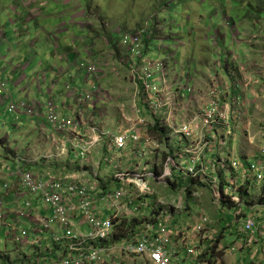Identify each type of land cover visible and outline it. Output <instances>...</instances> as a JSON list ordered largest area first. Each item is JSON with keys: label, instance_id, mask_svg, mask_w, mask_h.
Instances as JSON below:
<instances>
[{"label": "rangeland", "instance_id": "obj_1", "mask_svg": "<svg viewBox=\"0 0 264 264\" xmlns=\"http://www.w3.org/2000/svg\"><path fill=\"white\" fill-rule=\"evenodd\" d=\"M248 2L249 0H171V7L167 8L165 5L163 7L161 6L164 3V0H0V82L7 80V86L5 87L6 91L3 93V96L5 94L9 95L10 92L13 93L8 99H4V102H2L3 96L0 93V102H2L0 105V149L1 144L6 143V148H11L13 150L18 149V154H20L21 157H24L28 147H39L40 152L43 153L49 148L50 143H47L46 147L41 144L42 133L36 127V115H23L17 113L16 111L9 112L8 107L10 106L12 99L15 103H19L23 100L29 102L31 99H38L41 103H44L50 97L47 95L46 89L45 96L40 95L36 84L33 87L25 89L22 95L14 96V92L12 91L13 81L19 79L22 76V72L14 74L13 69L28 62L27 60H20L23 53H26V57L32 54V56L29 57L34 59V61L31 62L24 70L29 79L34 78L35 73H41L44 70L41 65H38L42 59L41 55H48L50 58V64L54 65L55 60L53 58V54L54 51H57L54 48V44L57 41L60 43L58 40L60 38L63 41L66 40V43L71 45V36L73 35V31L76 33L75 25L82 23L78 17H73L74 14L80 10L79 5H81L82 9L86 11L92 8L94 16L99 22H96L98 25L96 26L94 33L86 31L76 34V36H82V38L84 37V43L81 41L82 38L74 41L72 44L73 47L71 48L72 52H75L73 50L75 48H77L78 53H80L83 48H89L90 50H93L95 54V58L90 60H86V55H82L81 59L83 60L77 63L78 65L76 64L78 67L81 63H89L94 64L98 70H105V68L99 67L101 65L99 62L101 58L107 57L106 54L110 50V45L107 46L106 43L104 44L103 40L109 42L114 40L113 43L115 44L114 46L112 45L113 48H116L117 43H119L121 45L119 46L126 51L127 43L123 40V32H140L138 31V28H140V30L142 29V32H145V28L150 30V27L153 25L152 18L155 14H158V21L161 22L159 25L160 33H156L149 40H146V38L144 39L143 46H146L144 58L153 62H164L170 70H174L169 77V86L172 85L176 89V80L173 82L171 81L172 77L175 75H178V77L180 75L185 77L188 73H190V75L194 78L195 64L193 63V60L199 62L201 54L210 57V59L206 60L207 65H201L203 72L207 75L215 74L217 72L219 75L223 76H225V71L223 68L218 67V65L220 66L226 62L232 64L233 56L235 55L236 59L239 60L237 63L241 64L243 74L250 77L253 84L256 81H259L260 84L258 86L252 85L255 87L252 88L254 94L247 95L249 102H247L248 112L246 115L249 119L248 122L250 123V127L245 125L248 128L240 127L237 129L240 140H236L232 145V147L235 148L233 149V153L235 152L236 154H241L242 156L249 157V160L256 161L254 154L256 152L258 154L260 144H262L260 139L257 141L259 138L258 136H261L264 141V31L258 30L255 27L260 29L264 28V15L258 16L259 14L257 11H253L251 14L256 17L258 16V18L255 20L254 24L252 21H249ZM224 10L227 13L223 14L224 18L230 17L235 21L234 28L237 32L235 33V36L232 34L230 28L224 25L223 15L221 14ZM83 21H86V18H83ZM102 21L105 22V25ZM101 23L103 25H101ZM77 27L78 26H76V28ZM125 27L127 30L124 31ZM67 28L69 31H64ZM117 28H121L122 33L118 32ZM133 29L137 30L135 31ZM253 30H255V35L252 38L249 34H252ZM242 31L244 33L239 35ZM52 33L57 39L55 38L54 40V37L51 36L52 40H50V42H53L51 44L49 43L48 35H51ZM39 37H41L40 42ZM249 37H251L250 40H248ZM109 38L111 40H109ZM7 39L9 40L12 52L8 51ZM33 42L34 45H31ZM92 44L94 47H92ZM100 46H102L101 52H98ZM203 47L208 48V50H203ZM65 48L66 44L63 45L60 52H62ZM103 49H105V51H103ZM29 57H27V59ZM188 59H190V63H188ZM74 69V73L76 74L77 67H74ZM80 69L79 71L81 74L79 77L76 78L75 74L71 77L74 78V83L77 84L78 78H82V81L84 80L85 74L82 72L83 70ZM60 76L58 75V77H52L51 75H48V77L55 82L54 88L51 92V94L55 97V103L58 102L56 101L58 97L67 96V93L70 92L66 85L69 84L71 86V78H61ZM238 79H241L239 75ZM104 82L105 81L101 82L103 87L106 86ZM179 83L180 80L177 81V85H179ZM223 83L225 87H229V89L233 91L232 83L227 81H223ZM26 84L27 82H25V85ZM205 84L206 83L203 82V85L196 88L201 100L203 99V101H206L208 97L206 96V90L211 85V79H209L207 86H205ZM85 86L86 87L83 89L90 92V90H93V87L97 86V84L94 81H91ZM190 86L195 87L193 81L190 83ZM71 88L73 87L71 86ZM184 88L181 87L179 91L180 95H186V97L179 96V102L175 103L172 107V113L175 114L173 117V123L168 125L166 122V116L168 115L163 113L164 116L158 119L159 126L161 124V120H164L165 126H162L163 128H180L182 124L187 123H192V128H197V122L194 117L196 109L199 105H201L198 104L201 100H199L198 97L192 96L187 99L189 91ZM240 89L243 90L242 85H240ZM127 90L129 92V96L126 97L121 95L124 101H122V99L120 101H122L123 106L125 107L123 109L124 112L127 113L129 117L121 116L118 117V119L121 120L116 121L117 123L120 122V124L121 121H123V124L126 126L134 117L131 106L136 105V101L132 95L135 91H133L131 87ZM127 90L124 88L119 89L121 93H124ZM113 91H115V95H118V90ZM26 92L29 93V100L25 97ZM244 94L246 95L245 92ZM183 107L186 108L185 111L181 109ZM10 114L13 115L14 119L9 117ZM19 115L26 116V120H24V122L21 120L15 121ZM169 116L171 117V114H169ZM134 119L138 120V117H134ZM146 123L154 124L152 118L146 117L143 119V123L138 126L146 128V126H148ZM10 125H13L14 128H11ZM109 127L114 126L109 124ZM50 129L57 136L62 135L63 138L66 139V133L56 132L53 128ZM170 133H172L170 129H165L164 136L166 137L161 140L162 142L158 141V143H164L168 145L166 147L174 148L176 150L182 148L181 145L177 144L180 142V135H176L174 137L175 143H173L174 138L169 135ZM252 136L253 139L251 141ZM103 145V143L100 144V146L97 147V151H95V148L91 149L86 159H81L79 155H76V151L73 150V154L69 159L71 162H68L66 159L61 163L55 162L54 158L49 160L52 162L48 164V168H46L45 171L42 170V179L46 180L48 176L62 178L64 176L71 175L74 171H76L79 173L88 172L85 174V177H89L91 175H98V177H101L102 179L110 177V183L115 184L111 176L115 171L114 164L116 162L112 164L101 162L103 161V155L106 153ZM163 147L165 146L150 145L148 146V149L156 150ZM129 148L123 150L118 155H115L113 159L119 158L126 152L128 153ZM56 150L55 146V150L52 153ZM69 151V148H67V152L64 153V156H69ZM0 154L1 156H4L5 150H2ZM65 158H67V156H65ZM128 158L129 155L123 158L122 161L124 163H122V161L120 162L124 167L130 166V164L127 163ZM164 161H162V164ZM145 163L149 166L159 164V162H155L150 159ZM131 164L139 165L144 164V162ZM162 164L161 168H163ZM3 165L4 163L0 161V170ZM49 168L52 169L49 170ZM8 170H11V168L9 167ZM16 170L17 166H15V170L9 172L13 173ZM156 181L165 185L153 182V185L156 188L155 191L162 193L163 195L166 193L165 190L170 191L174 187L170 186L171 183L169 181H160L159 178H157ZM249 189L250 192L254 190L253 188ZM128 190L132 191L133 189L129 186ZM2 192V189H0V193ZM257 195V193H251L253 198H256ZM31 199L32 201L37 200L35 208L40 213L43 212L47 215L44 216L40 214V216L46 218L52 216V209L50 207L45 205L35 196H31ZM209 204L212 205L214 203L212 201ZM211 211L216 212L214 206H212ZM186 212L187 210L184 209L179 211L178 213H182L185 216L182 215L180 221L178 220L179 217H175V222L183 223V220L189 216ZM111 214L112 211L108 210L107 215L104 216V218L106 219L110 217ZM21 223L20 224L22 226L20 224L18 226L22 229H31L33 227V225L25 219L22 220ZM155 225L156 222L154 226ZM54 228L55 231H60L58 226H55ZM81 228L82 232L85 234H87L90 229L87 224L83 225ZM52 231L53 229L48 230L41 243L38 241L34 244H30L36 247V255L35 257H30L31 261L34 262L39 257L43 258V256H39V250L43 251L48 247L53 248L51 253L58 255L62 254L63 245L61 247H57L51 238H49L52 235ZM234 231L235 229H233V233L227 234V242L236 241ZM6 239L7 237L5 234L0 232V251H5L8 255H0L1 263L18 264L22 262V260L21 262L19 260L25 255H34V249L28 248L27 254L22 256L21 253H23L22 249L25 244L17 247L13 240ZM176 239H178V236H176ZM37 240L39 239H36L33 234L31 239H29L31 242H35ZM176 247L181 253L185 248H182V245L180 244ZM220 253L221 252H219L218 255ZM236 254L239 255V251H237ZM185 255L186 248L184 256ZM261 255L263 254L261 253L260 257ZM220 257H222V255H220ZM49 258L51 259L52 256L50 255L47 260H49ZM192 261L193 258H187V263H191ZM242 261L240 260L239 262ZM255 261H258L257 264H264V257L259 260L257 258ZM212 262L214 263V260H212Z\"/></svg>", "mask_w": 264, "mask_h": 264}, {"label": "built area", "instance_id": "obj_2", "mask_svg": "<svg viewBox=\"0 0 264 264\" xmlns=\"http://www.w3.org/2000/svg\"><path fill=\"white\" fill-rule=\"evenodd\" d=\"M131 42L134 47L130 52L134 56H139L140 52L136 49L137 37H132ZM81 67L88 74L98 75L100 72L94 64H82ZM161 70V64L143 61L139 66V79L144 91L143 100L145 104L158 119L164 116L163 113L168 115L166 122L170 125L173 123L175 115L172 113V107L178 101V96L182 95L174 92L165 83L158 84L155 75L162 72ZM5 86V82L0 83V92H3ZM93 88L99 89V87ZM185 88L189 91L190 97L199 96L195 87L186 85ZM227 88L229 89V87L224 86L223 82L213 80L206 90V96H208L206 101L201 100L200 96L198 97L201 100L198 104L201 105L196 109L194 117L197 128H192V123L182 124L180 128H166V130L172 131L169 135H180L179 143L184 141L186 145L166 157L162 164L164 169L159 175H156L152 169H159V164L147 165L144 171L137 172L138 165L124 167L115 161L112 179L118 184L114 187L105 188L106 179L100 180L97 175L88 178L85 177V173L74 171L73 174L62 178L48 176L46 180H43L41 175H34L29 171H18L16 174L19 176L22 190L26 194L40 198L45 205L52 209V216L46 218L37 215L31 210V203L26 202L25 208L18 207L15 215L19 220H27L33 227L22 229L16 224L9 223V212L3 210L0 201V231H8L7 237L10 236L9 239L13 240L18 247L27 243L38 242L39 240L29 241L32 234L36 239H43L48 230L53 229L51 240L57 247L63 245L61 255L54 254V257L49 258V260H47V256L39 257L34 262L24 256L19 260L22 262L18 264H213L212 260H214V264H218L221 259L220 255L223 256L224 252H236L241 249L243 246L240 245L239 241L245 244L246 238H250L249 234L257 227V218L255 217L244 219L243 226L236 231V234L237 232L239 234H237L239 241L234 242H227L222 232L214 231L208 223V217L203 215L200 219H194L190 226L187 224L183 226V223L177 225L174 231L175 217L172 213L173 216L158 219L155 234H153L151 224L147 223L140 234L129 241L122 242L119 247L111 242L112 237L110 236L113 218L126 211L125 208L128 206L134 209L139 207L135 203V198L147 192V186L142 184L146 176L159 178L160 181H169L170 186H173V183L181 182L180 184L186 193H190L191 188L214 182L208 166L201 162L202 158L206 150L216 147V145L219 146V144L224 145L216 140L215 130L222 127L226 134H231L230 124L233 117L240 114L242 108L241 96L226 95L230 101L223 96ZM91 95V93L79 94L77 98L80 101L88 100ZM45 105L47 109L45 119L48 125L56 132L66 133V138L70 132L74 135V137L72 136L73 149L76 150V155H79L81 159L88 157L90 150L101 142L100 139L106 142L107 147L101 162L108 164L114 163V161L112 162L113 157L129 148V145L133 151L136 150L142 155V148L145 146L148 148V145L153 141H160L150 132L149 128L138 126L143 123L145 118L142 116L140 106L137 105L134 106L133 112L138 120L134 119L133 126L129 128H121L120 126V128L108 130L93 126L90 128L92 134L89 138L86 137V128H84L83 123H80L78 119L62 116L57 111L52 99L47 100ZM38 109L25 100L19 103L11 102L8 107L9 111H22L28 115H38L40 113V109ZM181 109L186 110L184 107ZM160 126H165L164 120H161ZM252 139L253 136L251 141ZM55 146L57 152L51 156L59 158L67 152L66 141L55 143ZM258 155L264 156V146H261ZM234 156L228 159L225 155L222 163L229 161L230 168L235 169L241 175L232 174L230 179L220 183L218 186L219 196L222 199H237L235 196L238 192L237 181L246 177V170L244 172L238 170L240 157ZM248 167L251 170L262 168L257 163H252ZM128 182L134 183L136 190L129 191ZM182 207V203L179 201L175 213L181 211ZM108 210L112 211V216L105 219L104 216ZM77 212L82 215L80 223L87 222L90 228L87 234L83 233L79 225H75L73 222ZM55 226H58L61 232L55 231ZM175 235L180 239L182 246L186 247L185 256H181L179 249L174 245L176 244ZM202 240H204L203 243ZM248 242H251L250 239ZM52 249L48 247L44 252L50 253ZM219 252H221L220 255H218ZM187 258H193V261L187 263Z\"/></svg>", "mask_w": 264, "mask_h": 264}, {"label": "crops", "instance_id": "obj_3", "mask_svg": "<svg viewBox=\"0 0 264 264\" xmlns=\"http://www.w3.org/2000/svg\"><path fill=\"white\" fill-rule=\"evenodd\" d=\"M80 10L74 14L73 17H78L79 20L82 21V23L75 25L76 33L73 31V35L71 36L72 43L71 45L69 43H66V40L63 41L60 38L58 39L60 43L55 42L54 48L57 51H54L53 58L55 60V64L52 65L50 64L49 56L47 55H41L42 59L38 65H41L44 70L41 73H35L34 78L29 79L26 72L24 70L30 65L31 62L34 61L33 58L29 57L32 56L29 55L27 59L26 53H23V55L20 57V60H27L28 62L24 65H19L17 68L13 69L14 74L17 72H22V76L13 81V89L12 91L14 92V96L17 95H22L24 90L33 87L35 84L37 85L38 92L40 95L45 96V89L47 92V95L51 97L53 100H55V97L51 94L53 88H54V83L53 80H51L48 75L57 76L58 75L61 78H67L70 79L74 73V67H77V72H76V78L79 77L81 74L79 71V67L77 66L81 59L82 55H86V60L94 59L95 54L93 50H90L89 48H83L80 53H78L77 48L73 49L75 52H72V44L74 41L78 40L79 38H82V36H76V34L81 33V32H86L90 31L93 32L95 31L96 26L98 25L96 22H99L98 19L94 16V11L89 9L88 11L82 9V6L79 5ZM60 18V16H59ZM83 18H86V21H83ZM72 23V22H71ZM103 24H105L104 21H102ZM101 23V25H103ZM76 26H78L76 28ZM258 30H263L255 27ZM64 31H69L68 28ZM255 32V30H254ZM51 36L54 37L53 33L51 35H48L49 43L50 40H52ZM39 37V42L41 41ZM84 38V37H83ZM83 38L81 41L83 42ZM57 39V38H56ZM99 39V38H98ZM101 39V38H100ZM109 40H111L109 38ZM7 48L9 52H12V49L10 48L9 45V40L7 39ZM104 44L106 43L107 46L110 45V50L107 52V57L101 58L100 60V68H105V70H101L99 72V75H87L85 73L86 71L83 70L82 72L85 74L84 75V80L82 81V78H78V84L74 83V78H71V86L68 84L66 87L70 90V92L67 93V96H60L56 97L58 102H56V107L61 114L67 118H73V119H78L80 123H83L84 128H86V137L89 138L92 134L90 131V128L93 126H96L97 128H105V130L110 129L109 124H112V126L118 127L119 123L116 121L121 120L118 119V117L121 116H128L127 113L124 112V106L122 101L123 98L121 95H124L126 97L129 96V92L127 89L130 87L135 91L132 93L133 97L135 100L136 96V91L138 90V85H137V77L135 76L136 70V64H135V59L132 57L124 58V53L125 50L120 47L121 45L117 43L116 48H113L112 45L114 46L115 43L114 40L109 42L103 40ZM53 43V42H52ZM51 43V44H52ZM84 43V42H83ZM66 44V48L60 52V49L63 47V45ZM120 46H119V45ZM34 45V42L31 44ZM92 47L93 44H92ZM102 46L99 47L98 52H101ZM203 50H208V48L203 47ZM105 51V49H103ZM262 53V51H261ZM210 59L209 56L201 54V59L199 62H196L194 70H196L197 73H195L194 78L192 77L193 84L195 85V88L199 87L200 85H203V82L206 83L205 86H207V83L209 82V79L211 78V74H205L203 72V69H201V65H207L206 60ZM77 64V65H76ZM84 63H81L82 65ZM221 64V63H220ZM219 66V65H218ZM221 68L224 69L225 71V76L228 78V70L232 71L234 68H237L236 64H228L227 62L225 64L220 65ZM81 70V69H80ZM174 72V70H170L168 68L167 71V78L169 80L170 75ZM43 73V74H42ZM182 74V73H181ZM190 73H188L187 76H179L175 75L172 77V80H176V88H179V86L182 83H185V81L189 78ZM75 78V79H76ZM180 80L179 85H177V81ZM91 81H94L97 84V87H100L98 90H90V93H92L91 97L89 100H83L82 102L75 96L77 94H81V92L85 93L87 90L83 89L86 87L85 85H88ZM105 81V87L101 85V82ZM122 81V82H121ZM25 82L27 84L25 85ZM108 86V87H107ZM95 87V86H94ZM120 88H124L127 90L124 93H121L119 91ZM255 88V87H253ZM206 89V88H205ZM113 90H118V95H115ZM233 93L232 90H229L227 88L225 92L226 99L230 101V99L227 96H231ZM246 95L243 100L246 102H249V99H247V95L249 94H254L253 89L249 88L245 91ZM12 92L8 95L9 97L12 96ZM29 93L26 92L25 97L26 99L29 100L28 98ZM227 95V96H226ZM53 96V97H52ZM199 97V96H197ZM42 98V97H41ZM23 99V98H22ZM122 99V101H120ZM3 100V99H2ZM19 100V99H18ZM242 100V101H243ZM32 102V104L40 109V113L36 115L37 120H36V127L39 129V131L42 133V141L41 144L42 146H47V143H50L49 148L46 150V152H40V148L38 147H28L26 150V154L24 157H21L20 154H18V149H11V148H6V143L1 144V149L5 150L4 156H1L0 154V161L4 163L2 166V169L0 170V189H2V193H0V198L3 199L4 202V207L7 211H9V222L11 224H20L22 220L19 221V219L16 218L15 211L13 209L16 208L18 205L16 198L19 196L20 203H23V206H25L23 201L30 200L31 201V210H34V213L37 215H44L43 212L40 213L36 208L35 204L37 200L31 199V197L24 195V194H19L21 192V187L19 184V179L15 174L10 173L9 171L15 170V166L17 168H26L31 170L33 173L37 175H42L43 172L42 170L45 171L46 168H48V164L52 161H46L44 160V156L47 155V153H52L55 150V143H59L62 141H66V146L69 148V156L65 158L64 154L61 155L58 159H54L55 162H62L63 160H67L68 162H71L70 157L72 156L73 152V142H72V136L74 135L70 132V135L64 140L63 136H57L54 134V132L51 131V129L46 125L45 119H44V114L46 112V106L45 102L41 103L40 100L38 99H31L29 100ZM190 101V100H188ZM3 102V101H2ZM0 102V105L2 104ZM194 102V101H192ZM141 105L142 102H140ZM135 106V105H134ZM134 106H131L132 109H134ZM146 107L143 106L144 114L147 115L149 113L148 109L145 110ZM38 109V110H39ZM131 109V110H132ZM19 114L27 115L24 114L23 112H18ZM182 112V111H181ZM247 107L244 106L240 110V114L237 115L236 117H233V120L230 124V128H232V133L231 134H226L225 131L221 126L217 130H215L216 135L215 138L218 142L223 143L224 145L221 146L222 144H219V146L216 145V147L210 148L205 151V155L202 158V163L208 166V169L210 171L211 176L213 177L214 182L211 184H202L201 186L191 188L190 193H186L185 190H183L181 186V182L176 183V187H173L172 190L167 191L165 190V194L163 195L162 193H159L155 191V187L153 185V182H157L155 178L152 177H147L144 178L142 184L144 186H147V192L144 194L140 195L139 197L135 198V203L140 207L141 211L148 217H153V218H166L170 217V215H174V217H179V221L182 218V213H175V209L177 206V203L181 201L182 203V209L187 210L186 214H189V216L183 220V226L186 224L188 226L193 224V220L197 218H201V215L207 216L208 217V223L210 227L214 231H218V233L222 232V235L224 238H226L227 234L233 233V229H235L234 234L236 235V240H238V232L236 234V231L239 227L243 226V221L246 217H255L257 218V227L254 229L253 232L249 234L250 238H246L245 244H243L241 241H239L240 245L243 247L239 249V255L236 254V252H224V255L220 259V263L218 264H257L258 261H255L257 258L258 260L264 257V156H259L257 152L254 154V158L256 161L249 160V157L242 156L241 154H236L235 152L233 153L234 147L232 145L236 140H240L239 136L237 133V129L240 127L243 128H248L245 125H247L246 122H248V117H247ZM23 115L17 116V119L15 121H22L24 122L25 117ZM135 115V114H134ZM5 116V115H4ZM34 116V115H33ZM9 117L11 119L13 118V115L10 114ZM35 118V117H34ZM6 120V119H4ZM128 120V119H127ZM129 121V120H128ZM131 122L125 127L121 126V128H129V126L134 125V117L133 119L130 120ZM151 122V121H149ZM8 123V121H7ZM16 124V122H15ZM11 128H14L13 125H10ZM216 127V128H217ZM71 128V127H70ZM152 128H149L150 132ZM166 128H164L165 130ZM156 136V135H155ZM154 136V137H155ZM171 136V135H170ZM158 139H160L159 142H162L166 136H156ZM175 137V136H171ZM259 138L257 141L260 139L262 144L261 146H264V141L261 138V136H258ZM172 138V139H173ZM101 142L95 147V151H97V147L100 146V144H104L103 146L106 149V142L102 139H100ZM171 140V139H170ZM180 141V140H179ZM173 143H175V138L173 139ZM70 144V147H69ZM146 144V143H145ZM159 145V146H165L160 149H148L147 146L142 148L143 153L140 155L136 150L133 151L132 148H129V152L125 153L124 155L120 156L117 159H113L112 162H121L125 156L129 155V158L127 159V163L130 164V166L135 165L131 163H139V162H144V164H140L137 166L136 171L141 172L146 169L145 166L148 164L145 163L147 160H152L155 162H159V169L152 168L155 171V174L159 175L162 173L163 168H161L162 161L166 159L168 155L174 154L176 149L166 147L168 145L164 143H158L156 141H153L150 145ZM178 145H181L183 148L186 145V142L182 141L181 143H177ZM148 145V146H150ZM131 147V145H129ZM57 152V150L55 151ZM55 152L53 154H55ZM169 153V154H168ZM225 155L229 159L230 157H240V164L238 166V170L240 172H244L246 170V177L242 178L241 180L237 181V186H238V192H236L235 196L237 199H222L219 196V185L220 183L226 182L228 179L231 178L232 174L234 175H241V173L236 172V170H232L229 166V161L222 163L223 158H225ZM187 159V158H186ZM48 162V163H47ZM122 163H124L122 161ZM252 163H257L260 164L262 168L260 170H251L249 169V165ZM15 164V166H14ZM120 165H122L120 163ZM123 166V165H122ZM127 166V167H130ZM11 168V170H8V168ZM52 168H49V170ZM54 170V169H53ZM84 172V171H83ZM85 173V172H84ZM86 172L85 174H87ZM178 173V172H176ZM94 176V175H93ZM92 178V175L89 176ZM88 177V178H89ZM221 181V182H220ZM224 181V182H223ZM116 186L118 184L117 181H114ZM189 182V180H187ZM160 184H163L161 182H157ZM113 184V183H112ZM164 185V184H163ZM105 188L107 185H105ZM128 186H131V188L136 190L135 184L132 182H128ZM165 186V185H164ZM253 188L254 190L252 192L257 193L258 195L256 198H253L251 196L250 189ZM197 189V190H196ZM250 192V193H249ZM146 199V200H145ZM256 199V200H254ZM23 200V201H22ZM214 204H209L212 201ZM224 200V201H222ZM146 201V202H145ZM10 203V204H9ZM17 203V204H16ZM212 206H214L216 212L211 211ZM170 210V211H168ZM130 212V209H128ZM140 213L141 216H144L143 213L137 211ZM172 213V214H171ZM172 215V216H173ZM214 215V217H213ZM185 216V215H183ZM239 216V217H238ZM82 219V215L80 212H77L76 217L74 219V224L79 225L81 228L84 223H80V220ZM181 224V222H175V226ZM82 229V228H81ZM0 232H3L5 236L7 237V232L6 230H2ZM61 232V231H58ZM224 233V234H223ZM51 238V236L49 237ZM9 239V237H7ZM6 239V240H7ZM248 239H250L251 242H248ZM43 240L40 238L39 242L41 243ZM176 241V238H175ZM204 240H202V243ZM177 243L182 245L180 239H177ZM63 244V243H62ZM177 246V244H174ZM119 247V246H117ZM26 248V250H25ZM28 248H33L34 249V255L30 254V256H27V249ZM184 248V246H182ZM186 248V247H185ZM185 248L183 249L182 253L179 250V254L181 256H184L185 254ZM25 250V251H24ZM36 247L32 246L30 244H27L23 247L21 255H25V257H35ZM53 250V249H52ZM39 256H47L48 258L50 255L54 257L53 253H45V250H39ZM261 255L260 257V254ZM0 255H7L5 251H0ZM260 257V258H259ZM239 258V259H238ZM242 262H239V261Z\"/></svg>", "mask_w": 264, "mask_h": 264}, {"label": "clouds", "instance_id": "obj_4", "mask_svg": "<svg viewBox=\"0 0 264 264\" xmlns=\"http://www.w3.org/2000/svg\"><path fill=\"white\" fill-rule=\"evenodd\" d=\"M170 1L171 0H164V3L161 5L162 7L165 5H167V4H170ZM222 8V7H221ZM249 11V10H248ZM255 11V10H254ZM159 12V11H158ZM253 11H249V21H252L253 22V24H254V22H255V20L258 18V16H261V15H264V12H262V11H258L257 13L259 14L257 17L255 16V15H253V14H251ZM224 13H226V11L224 10L221 14L223 15ZM227 14V13H226ZM252 16V17H251ZM200 17H201V15H200ZM229 18V19H228ZM228 18H224V15H223V21H224V25H226V26H228L229 28H230V30H231V32H232V34L235 36L236 34L235 33H237L236 32V30H235V28H234V24H235V21L232 19V18H230V17H228ZM152 20H153V25L150 27V30L149 29H147V28H145V32H142V29L140 30V28H138L139 30L138 31H140V32H134V31H132V32H134V33H131V32H123V40L127 43V49H126V51H125V53H124V58H128V57H132L133 59H135V64H136V72H135V76L137 77V85H138V90L136 91V96H135V98L137 99V100H135L136 101V105L137 106H140V108H141V113H142V116L144 117V118H146V117H150V118H152L153 119V122H154V124H155V121H157L158 122V124H159V120H158V118L153 114V112L149 109V107L145 104V102H144V100H143V95H144V91H143V89H142V83H141V80L139 79V66H140V64L143 62V61H145L146 63L147 62H151V63H158V64H161L162 65V72H160L159 74H157V75H155V79L158 81V84H161V83H165L167 86H169L168 85V78H167V71H168V67H167V64L166 63H164V62H153V61H149V60H147L146 58H144V53H145V48H146V46L144 47L143 46V41H144V39L146 38V40H149L152 36H154L156 33H160V30H159V25L161 24V22L160 21H158V14H155L154 16H153V18H152ZM105 25V24H104ZM258 26V25H257ZM262 29V28H261ZM125 30H127V28L125 27L124 28V31ZM133 30H137V29H133ZM117 31L118 32H121V28H117ZM262 31H264V28H263V30ZM122 33V32H121ZM239 33V32H238ZM244 32L242 31V32H240L239 33V35L240 34H243ZM255 32H254V30H253V33L252 34H249V35H251V37L253 38L254 37V34ZM137 37V42H136V44H137V50H139V52H140V54H139V56H134V54H132L131 52H130V50L134 47L133 46V44H132V42H131V38L132 37ZM127 37V38H126ZM251 37H249V39L248 40H250V38ZM241 43H242V41H241ZM119 45V44H118ZM239 60L238 59H236V57H235V55L233 56V62H232V64H236L237 65V68H234L232 71H230V70H228V78L226 77H223V75H219L217 72L215 73V74H211L210 75V79H211V83L213 82V80H218V81H221V82H223V81H227V82H229V83H232L233 84V96H237V95H239V96H241V98H242V100H243V98H244V92L248 89V87L249 88H253V86L252 85H255V86H258L259 84H260V82L259 81H256L254 84H253V81H252V79L250 78V77H247V76H245L244 74H243V72H242V70H241V64H239V63H237ZM188 63H190V59H188ZM193 63L194 64H196V61L195 60H193ZM228 63V62H227ZM84 64H89V63H84ZM229 64V63H228ZM195 67V66H194ZM218 67H220V66H218ZM80 68L81 69H83L82 67H81V65H80ZM221 68V67H220ZM98 69V68H97ZM83 70H85V69H83ZM86 71V70H85ZM100 72H101V70H100ZM194 72L195 73H197L196 72V70H194ZM86 73H87V71H86ZM87 75L89 76V75H92V74H88L87 73ZM238 75H239V77H241V79H238ZM172 82L174 81V80H171ZM1 82H5L6 83V86H7V80H3V81H1ZM0 82V83H1ZM192 82V76L190 75L189 76V78L185 81V83H182L179 87L181 88H184V87H186V85H189L190 86V83ZM257 84V85H256ZM240 85H242L243 86V90H241L240 89ZM5 86V87H6ZM5 87H4V90H3V92H0L1 93V95L3 96V93L6 91V89H5ZM95 87H97V86H95ZM169 87H171V89L174 91V92H178V94L180 95V91H179V89L180 88H176L175 89V87H173L172 85L171 86H169ZM191 87V86H190ZM257 88V87H256ZM99 89H100V87H99ZM184 89H186V88H184ZM93 90H95L94 88H93ZM98 90V89H97ZM230 90V89H229ZM237 90H238V92H237ZM85 93H90L89 91H86ZM85 93H83V92H81V94H85ZM260 93V92H259ZM80 94V95H81ZM92 94V93H91ZM79 94H77V95H75L76 97L78 96ZM231 95V96H232ZM182 96H185L186 97V95H182ZM179 97V96H178ZM190 97V96H189ZM9 98V96L7 95V94H5L3 97H2V101L4 102V99H8ZM49 99H52L51 97L49 98ZM48 99V100H49ZM53 100V99H52ZM89 100V99H88ZM47 101V100H46ZM12 102H14L13 101V99H12ZM53 102H54V104H56L55 103V101L53 100ZM82 102V101H81ZM140 102H142V104H144V105H141V103ZM177 102H179V100L177 101ZM176 102V103H177ZM29 103L30 104H32V102L31 101H29ZM46 103V102H45ZM183 103V102H182ZM243 103H244V106H246L247 107V102L245 101V100H243L242 101V107H243ZM135 105V106H136ZM46 106V105H45ZM56 106V105H55ZM143 106L144 107H146L145 108V110H147L148 109V111H149V113L147 114V115H145L144 113V110H143ZM56 109H57V107H56ZM242 109V108H241ZM47 110V109H46ZM57 111H58V109H57ZM9 112H13V111H9ZM22 112V111H21ZM59 112V111H58ZM24 113V112H23ZM60 114H61V112H59ZM132 113H133V115H134V112H133V109H132ZM34 115H36V114H34ZM62 115V114H61ZM31 116H33V115H31ZM63 116V115H62ZM65 117V116H64ZM134 117H136V115H134ZM44 119H45V114H44ZM45 122H46V125L49 127V128H52L50 125H48V123H47V121H46V119H45ZM119 123V125H118V127H115V128H120V126H125L126 127V125H124L123 124V121H121V124H120V122H118ZM148 124V123H147ZM154 124H148V126H146V128H151ZM131 126V125H130ZM129 126V127H130ZM247 126H249L250 127V123L248 122L247 123ZM159 127H162V126H159ZM110 128H114V127H110ZM163 128V127H162ZM152 133V132H151ZM153 134V133H152ZM153 135H155V134H153ZM96 147V146H95ZM94 147V148H95ZM261 148V147H260ZM178 150H180V149H178ZM178 150H176L175 152H177ZM260 150V149H259ZM51 155H54L53 153H47V155H45L44 156V160H46V161H49V160H51V159H58V158H55L54 156H51ZM256 156V155H255ZM60 157V156H59ZM18 171H29V172H31V173H33L31 170H29V169H26V168H17V170L16 171H14L12 174H15L17 177H18V179H19V176L16 174ZM34 175H37V174H35V173H33ZM113 175V174H112ZM41 176H43V174L41 175ZM113 176H111V178H112ZM97 178H98V175H97ZM99 179L100 180H102V178L101 177H99ZM19 184H20V187H21V183H20V179H19ZM105 185H107V187H114V184H112V183H110V177H108V178H106V183H105ZM175 187L177 186L176 184L174 185ZM105 187V186H104ZM106 187V188H107ZM19 194H24V195H27V196H29V197H31V196H33V195H29V194H26L25 192H24V190H22V187H21V192H19ZM36 198H38V197H36ZM38 199H40V198H38ZM18 200V201H17ZM146 200V199H145ZM0 201H1V203H2V208H3V210H6L5 209V207H4V202H3V199L2 198H0ZM15 201H17V203H18V205L16 206V208L15 209H13V211H16V209L18 208V207H20V208H25V206H23V203H20V200H19V196H17V198H16V200ZM26 202H30L31 203V201L30 200H27V201H24V204L26 203ZM146 202V201H145ZM16 203V204H17ZM126 209V211H124V212H121V213H119L118 215H117V217H114L113 218V228H112V233L110 232V236L112 237L111 238V242H113L114 244H115V246H119L122 242L124 243L125 241H129V240H131V239H133V237H135V236H137L138 234H140L143 230H144V228L146 227L145 225L147 224V223H150L151 224V226H152V231H153V234H155V232H156V225L154 226V224H155V222H156V224H157V222H158V218H153V217H148L147 218V216L141 211V209H140V207H138L137 209H134L133 207H126L125 208ZM128 209H130V212L128 211ZM7 211V210H6ZM34 211V210H33ZM137 211H139V212H141V213H143L144 214V216H141L140 215V213H138ZM9 212V211H8ZM107 212L108 211H106V215H107ZM10 213V212H9ZM111 216H112V214H111ZM122 219H126V220H128V221H131L132 219H136L137 221H138V223H137V225L136 226H134L133 228H128L127 230H126V232H125V236L124 237H118L117 236V232L119 231L118 230V226H119V224H120V220H122ZM20 221V220H19ZM10 223V222H9ZM174 223H175V219H174ZM16 225H19V224H16ZM174 229H176V226H175V224H174V228H173V230ZM109 236V237H110ZM0 243H1V241H0ZM175 243L177 244V245H179V243H177V240L175 241ZM0 264H3V263H1L0 262ZM5 264V263H4ZM214 264V263H213Z\"/></svg>", "mask_w": 264, "mask_h": 264}, {"label": "trees", "instance_id": "obj_5", "mask_svg": "<svg viewBox=\"0 0 264 264\" xmlns=\"http://www.w3.org/2000/svg\"><path fill=\"white\" fill-rule=\"evenodd\" d=\"M167 8L171 7L170 4L166 5ZM248 8L249 11H262L264 12V0H249L248 2ZM151 131L153 134H155L156 136H161L163 137L165 134V130L162 127H159V124L157 121H155V124L151 127ZM173 186L175 184H172ZM175 187V186H174ZM224 201V200H222ZM138 223V221L136 219H132L131 221H128L126 219H122L120 220V224L117 227L118 228V232H117V236L120 237H124L125 236V232L128 228H133L134 226H136Z\"/></svg>", "mask_w": 264, "mask_h": 264}, {"label": "bare ground", "instance_id": "obj_6", "mask_svg": "<svg viewBox=\"0 0 264 264\" xmlns=\"http://www.w3.org/2000/svg\"><path fill=\"white\" fill-rule=\"evenodd\" d=\"M164 129V128H163ZM76 151V150H75ZM169 154V153H168ZM173 154V153H172ZM20 167V166H19ZM59 172H61V171H59ZM224 182V181H223ZM197 190V189H196ZM23 201V200H22ZM24 202V201H23ZM10 204V203H9ZM239 217V216H238ZM28 222V221H27ZM22 224V223H21ZM20 224V225H21ZM84 224H87V222H85ZM22 226V225H21ZM27 227V226H26ZM25 251V250H24ZM220 255V254H219ZM20 259V258H19ZM18 261V260H17ZM4 262V261H3ZM21 262V261H20ZM7 264V263H6Z\"/></svg>", "mask_w": 264, "mask_h": 264}]
</instances>
